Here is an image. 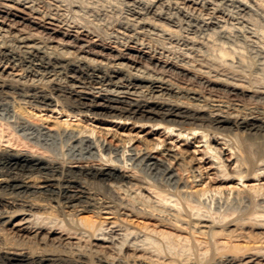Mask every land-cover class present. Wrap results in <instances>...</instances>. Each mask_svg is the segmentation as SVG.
Wrapping results in <instances>:
<instances>
[{"label":"bare ground","instance_id":"obj_1","mask_svg":"<svg viewBox=\"0 0 264 264\" xmlns=\"http://www.w3.org/2000/svg\"><path fill=\"white\" fill-rule=\"evenodd\" d=\"M255 22L244 0H0V100L16 94L38 112L61 115L52 128L49 116L30 112L41 129L67 131L74 142L58 153L0 120V264H163L93 249L90 240L108 219L129 235L152 237L150 244L173 264H259L264 241L225 236L233 223L251 229L264 224L239 215L215 222L194 213L196 197L206 192L203 166L188 168L185 161L196 154L188 149L190 136H198L222 177L233 168L240 182L264 180V45ZM94 119L163 129L187 147L148 138L136 140L148 143L140 148L129 146L134 138L113 145L110 131L89 123ZM5 128L19 149L1 144ZM192 160L202 163L196 155ZM140 164L161 169L176 189L150 182ZM179 170L191 174L190 183ZM121 186L174 199L178 221L188 217L187 226L156 214L152 202L127 199ZM244 191L252 201L262 200L264 182ZM19 212L58 220L63 225L55 229L90 239H8L4 224ZM192 220L211 225L199 232Z\"/></svg>","mask_w":264,"mask_h":264},{"label":"rangeland","instance_id":"obj_2","mask_svg":"<svg viewBox=\"0 0 264 264\" xmlns=\"http://www.w3.org/2000/svg\"><path fill=\"white\" fill-rule=\"evenodd\" d=\"M244 1H247L250 4L251 11L253 13V20L256 19L257 21L255 23H257L258 27L260 28L259 29L260 31L258 34L261 37V39L263 38L262 44L264 45V0H250V1L244 0ZM69 17L71 19V16ZM232 21H233L232 17L229 16V22H232ZM235 21L236 20H234L233 22L235 23ZM239 26L241 25L239 24ZM102 28L103 30H101ZM99 29L102 31V33L105 30L106 32L108 31V29L103 25ZM257 31H258V28H257ZM14 95L15 96L12 95L9 97H2L3 99L1 98L0 100V120L1 121H3L4 123H8L10 126H12L13 129L15 128V130H17V133L23 136L25 134V136H27L32 141L38 140L37 142L49 145L50 147L53 148L54 151L58 153H61L63 151L66 152L69 149V146H71V144L72 145L74 144V142H72L73 139L71 140L70 133L68 132L69 133L68 134L67 131L65 132L64 130L57 129V128L56 130L51 129L52 132L50 130L41 129L39 127L40 120L37 119L36 117L37 115L34 116L33 118L32 116L33 114L31 113L37 112L38 115H41L44 118L49 116L51 119L48 121L46 125H49L50 127L52 126V128L56 127L54 122L56 118H61V115L56 114L55 112H48L46 110L38 112V110H36L33 106L27 105L26 103H24L23 100L19 96H17L16 94ZM14 97H16V99ZM242 101L245 103L251 102L250 99H247L246 97ZM27 110L28 112H26ZM62 119H66V118L62 117ZM74 120L75 119H73V121ZM1 121L0 123H3ZM24 122H27V124H25ZM33 122L35 124L37 123L36 125L39 128L33 125L32 124ZM89 123L92 125H95L97 128L110 131L107 139H108V142L113 145L122 144L121 139L124 140L128 138H134V140L129 144V146L133 145V147L140 148L141 146H144V144L146 145L148 143L146 141H143V143H140L139 141H136V140L137 139L144 140L145 138H148V139L158 140L159 142H162V143L165 142L167 143V147L170 144L177 145V147H181L183 149L187 147V145H183L184 144L183 141L178 140L175 136H172V135L170 136L169 134L165 133L163 129L154 130L148 125H145L144 127H134L132 124H128L126 127H121L116 124L100 122L95 119L91 120ZM13 124H15L14 125L15 127H13ZM21 124L23 125L21 126ZM30 125H33V126L30 127ZM5 129H6L5 132L2 133L3 137L1 139V144L13 150L19 149L18 146L14 144L15 141H14V138H12V135L11 134L9 135V130L7 128ZM26 129L29 131H27ZM39 129L40 131L38 132L37 130ZM31 130H33V132ZM113 133H116V137L111 136V134ZM239 137H240V142H243L244 141L243 135ZM190 138H191L190 140L193 142V145L188 146V149L190 151L196 150V154L191 153L189 157H185V161H186L188 168H191V167L197 168L198 166H203L204 175H203L202 186L203 188L206 189V192H204L203 195L199 196V198L196 197V202H195L196 207L193 212L197 214L199 213V215H201L202 217L203 216L207 217V216L212 215V218L214 219L215 222H218V220L220 219L222 220L223 215H229L230 218H232L235 215H239L243 217H251L254 220L260 221L262 222V224H264V213L257 210V208L258 209L264 208V201H263L264 198L262 200L257 199V200L252 201L251 198H249L247 196V193L244 191V189L250 188L254 184L264 182V180L263 181L252 180L248 182H243V181L240 182V180L234 179L235 176L237 175L235 173V170H233V168L229 170L228 176L222 177L221 176L222 174L220 172H217V169L215 168L216 166L212 165V163L206 160L207 156H204V152H203L204 145H205L204 142L200 138H198V136L195 138L193 136H190ZM159 147L161 148L162 146H159ZM247 150L249 153H253L254 147L249 146L247 147ZM195 155L197 156L198 159L202 160V163L198 162L200 163L199 165H197V163L194 164V160H192V156H195ZM226 157L229 158L228 154H225L224 158ZM204 160H206V162H204ZM141 166L143 165L141 164L138 165L140 173L144 175L146 178H148L150 182L156 185H159V186L162 185L164 186V188L169 189V190L176 189V186H175L176 184L175 182H173L174 179L169 180L171 178L165 175V173L163 174V171L161 169L148 168V167H145V165L141 168ZM179 175L180 177H182L183 181L185 179L186 180L189 179V182L188 181L187 182L188 183L191 182L190 181L191 174L188 173V171L183 174L179 170ZM114 184H117L116 186L121 185L120 183L119 184L114 183ZM119 188H120V193L123 194V196H126L127 199L137 200V201H140V203L141 201H144V202L146 201L149 203L152 202L153 204L156 205V208H157V210L155 211L156 214L166 217L167 219L173 222L177 221L179 225L183 224L184 227L187 226L186 223L188 222H185V221L188 220V217L182 215L180 217L183 219V221H180V222L178 221V212L176 211V207L174 205L175 204L173 201L174 199H168L169 201L168 200L165 201V199L160 198L156 194H151L145 189H141V188L139 189L138 187H134L133 190L131 189V191H125L124 186H121ZM137 204L142 209H147L149 211H152L151 207H148L144 204H139V202ZM164 205L166 206L169 205V208L168 209L165 208L166 206ZM255 213L257 214L255 215ZM50 221H51L50 219L46 218L43 215H34V213L19 212V213H16L14 217L6 220L4 224L3 234H4V237H7L8 239H13L16 242H23V241L30 240L32 241V243L35 240H37L38 236L43 237L46 235L50 236L51 239L56 240L59 237H61L62 239L66 240L65 242L69 241V242L79 243V244H82V242L84 241L86 242L88 241V239H90L89 237L87 238V234H83V233L75 234V235L66 234V230L63 231L62 229H55L54 227V225L57 223H59L60 225H63L62 222L58 220H54V219L52 220V222ZM113 221L114 219H108L107 222H105L102 225V227H100V231H99L100 234H97L94 240H90L92 241L93 249L95 250L97 249L101 251L102 254L107 255V256L123 255L127 258L129 257L130 258H134V257L143 258L144 257L149 260L152 259L153 261H156V262L159 261L160 263H163V264H170V263L173 264L171 260L172 258L164 256L163 254H159V250H156V246H154L153 244H150L153 240L152 237H149L143 232L138 235H134V234L129 235V231H127L124 228L118 227L117 224H113L112 223ZM194 221L192 220L191 224L192 226L193 224H195L196 225L195 229H197L198 231L202 230L199 232L204 231L205 233L206 231H208L207 225L208 226L211 225L210 221H203L200 224ZM241 224L242 223H233V225H230L228 228H226V234H230V236H225V239H229L231 241H236V242H246V241L248 242L249 240H252L254 241L253 243H256L255 241H257V239L260 241H264V226H262L261 228L251 229L249 227L243 228ZM214 231L215 232L220 231V232L225 233V230L222 231L220 228H215ZM127 235L129 236L127 237ZM198 236L202 237L204 235H201L200 233H198ZM126 237H127V240L125 242ZM85 244L86 243H83V245ZM162 244H164L166 251H168L169 247H167V244L164 242ZM257 244L261 245V242ZM235 264H239V263L237 262ZM259 264H264V259L260 260Z\"/></svg>","mask_w":264,"mask_h":264}]
</instances>
